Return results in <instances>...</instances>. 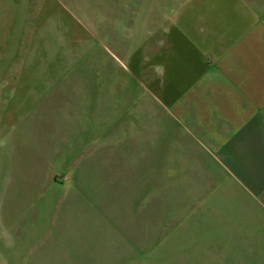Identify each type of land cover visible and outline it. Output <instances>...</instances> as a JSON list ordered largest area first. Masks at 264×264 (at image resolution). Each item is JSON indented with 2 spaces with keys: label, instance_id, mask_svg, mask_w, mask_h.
I'll list each match as a JSON object with an SVG mask.
<instances>
[{
  "label": "crops",
  "instance_id": "1",
  "mask_svg": "<svg viewBox=\"0 0 264 264\" xmlns=\"http://www.w3.org/2000/svg\"><path fill=\"white\" fill-rule=\"evenodd\" d=\"M171 1L104 0L98 26L119 90L108 71L96 90L46 60L32 70L26 40L16 44L14 68L0 71L3 264H143L145 208L156 264H264V0ZM14 4L0 0L3 23ZM53 18L40 9L44 59L47 32L75 47L78 32L92 41L99 30L94 18ZM145 100L146 151L138 114L128 131ZM160 208L172 211L162 243Z\"/></svg>",
  "mask_w": 264,
  "mask_h": 264
},
{
  "label": "rangeland",
  "instance_id": "2",
  "mask_svg": "<svg viewBox=\"0 0 264 264\" xmlns=\"http://www.w3.org/2000/svg\"><path fill=\"white\" fill-rule=\"evenodd\" d=\"M181 0H175L174 4L177 5ZM14 5H9V12L11 13L10 18L4 20V23L0 19V71H8L14 68L12 57L14 56L16 44L21 43L24 39L29 47L26 49V55L32 70H39L40 61L44 62L46 60L47 66L46 70L49 73L64 74L68 72H74L77 74L85 75L86 77H91V80L88 81L89 87H92L96 90H99L104 87L102 84V77L104 71L111 72L113 77L112 88L119 90L121 82L119 81V73L122 71L120 64L115 61V58H112V61L107 62L108 51L102 46L103 43V29H99L98 21L103 17V3L104 0H14ZM161 10L165 11V8H168L169 5L172 6L173 1L160 0ZM168 3H170L168 5ZM97 4V6L95 5ZM163 4L165 6H163ZM16 5V6H15ZM46 8L48 10V16L51 14L57 15L59 18L51 19L55 22L61 23L62 21L76 24L80 23L86 25L89 28H93V18L95 19V24L97 32H94V37L92 36V41L87 40L82 36V31L78 32L76 35L80 40L79 46H70L71 42L67 41L65 38L55 35L54 31L47 32V54L44 59L43 54H39V20H40V9ZM94 15V17H92ZM49 19V24H51ZM53 21V22H54ZM149 20H147L144 25H149ZM9 25V26H8ZM16 29H25L24 31H17ZM74 35L76 32H73ZM141 37L146 36V30L139 31ZM10 52V54H6ZM10 55L11 58L8 57ZM135 80V77L132 76ZM99 78V79H98ZM132 78L127 76V88H128V106L131 103V99L134 91L137 89L136 83ZM92 83V84H91ZM118 93V92H117ZM130 109V107H129ZM116 116L125 115L124 112H117ZM138 114V123L143 124V138H144V150L150 149L151 144L148 143L151 141V102L148 100L144 102L143 111H138L134 109L133 111L128 112V121L129 127L128 131H134L135 133V124L136 116ZM160 114L156 112V119L165 120L164 117L159 118ZM140 118L141 121H140ZM131 123L133 127L131 128ZM168 193L161 192L160 197ZM171 210V209H169ZM168 208H160V217L155 216V221L158 224V236L161 237L159 243L163 242V237H166L167 226H168V217L169 211ZM181 210V209H177ZM152 209L149 208L144 212V221H145V235H144V256L143 264H156V259L159 261V258L162 259V254L159 256L156 253V259L153 256V244L155 248V243L157 242L156 238L152 237ZM149 227L147 230L146 228ZM153 231H155V224L153 226ZM157 249V248H156ZM139 250V249H138ZM162 252L161 249L159 253ZM23 257H16L13 264H22L21 260ZM1 263L3 264V258ZM21 261V262H20ZM6 262V261H5Z\"/></svg>",
  "mask_w": 264,
  "mask_h": 264
}]
</instances>
